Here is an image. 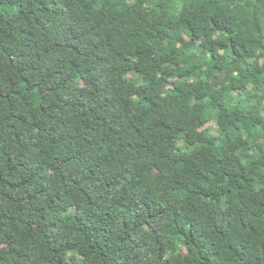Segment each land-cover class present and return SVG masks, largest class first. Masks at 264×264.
<instances>
[{
  "label": "clouds",
  "instance_id": "clouds-1",
  "mask_svg": "<svg viewBox=\"0 0 264 264\" xmlns=\"http://www.w3.org/2000/svg\"><path fill=\"white\" fill-rule=\"evenodd\" d=\"M0 264H264V0H0Z\"/></svg>",
  "mask_w": 264,
  "mask_h": 264
},
{
  "label": "trees",
  "instance_id": "trees-1",
  "mask_svg": "<svg viewBox=\"0 0 264 264\" xmlns=\"http://www.w3.org/2000/svg\"><path fill=\"white\" fill-rule=\"evenodd\" d=\"M12 2H14V0H12Z\"/></svg>",
  "mask_w": 264,
  "mask_h": 264
}]
</instances>
